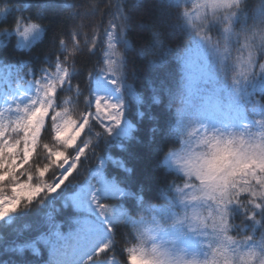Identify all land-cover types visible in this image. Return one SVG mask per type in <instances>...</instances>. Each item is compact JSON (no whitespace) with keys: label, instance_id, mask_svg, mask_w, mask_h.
Returning <instances> with one entry per match:
<instances>
[{"label":"snow or ice","instance_id":"snow-or-ice-1","mask_svg":"<svg viewBox=\"0 0 264 264\" xmlns=\"http://www.w3.org/2000/svg\"><path fill=\"white\" fill-rule=\"evenodd\" d=\"M57 6L73 10L70 28L44 22L41 9ZM33 7L34 0L0 4V47L15 37L14 47L28 54L15 63L0 60V225L10 227L57 201L82 215L69 232L50 223L47 234L17 250L26 247L39 255L37 245L43 243L49 250L47 264H171L189 250L206 256L213 238L220 236L235 244L231 251L264 248V168L258 165L209 175L189 161V153H176L172 163L165 161L176 173H168L175 178L167 185L164 203L146 205L138 198L141 209H151L150 224L102 202L124 192L99 167L77 184L69 180L83 163L81 157L87 159L86 149L98 146L91 140L76 143L92 131L93 103L99 119L101 104L114 101L106 105L113 109L108 134L124 122V96L132 95L125 82L128 54L136 53L128 38L133 28L147 33L148 48L136 53L141 58L165 47L162 32L168 42L177 36L188 40L175 57L182 105L175 115V134L191 125L189 146L197 140L219 143V136L226 135L229 146L239 140L242 158L264 160V0H35V13ZM50 33L49 50L33 63L32 52ZM100 53L102 59L89 67ZM73 145L69 163L66 150ZM181 162L186 166H173ZM50 170L51 182L45 178ZM69 189H75L73 195ZM160 218H170L171 228L161 225ZM121 229L126 232L122 242L117 240ZM233 235L246 239L237 242ZM130 240L135 246H128Z\"/></svg>","mask_w":264,"mask_h":264},{"label":"trees","instance_id":"trees-1","mask_svg":"<svg viewBox=\"0 0 264 264\" xmlns=\"http://www.w3.org/2000/svg\"><path fill=\"white\" fill-rule=\"evenodd\" d=\"M136 2L137 0H129L130 4ZM2 3L3 0H0V4ZM35 11L34 0L32 12ZM41 11L45 23H50L54 27L66 23L69 28L71 27L68 17L72 9L57 6L43 8ZM51 37L52 33L43 45L34 49L31 54L33 63L38 64L43 53L49 50ZM128 38L134 46H139L147 39V33L133 28ZM2 42L8 43V41ZM15 42L16 38L13 37L9 46L0 47V60L15 63L27 57V53L22 55V52L14 47ZM187 44V38L179 36L173 38L167 45L172 51L164 55L165 62L160 63V59L156 60L157 64L154 67H150L135 52L128 54V74L125 83L131 88L132 95L124 96V122L110 135L106 132L110 123L105 124L101 118L96 119L93 106L89 109L94 114L91 119L92 131L87 133L86 130L76 143L80 144L81 140H91L98 146L94 150L86 149L87 159L81 157L83 163H78L77 169L69 177L73 185L89 178L91 172L99 167L105 179L116 182L124 192L123 196L102 201L116 208L117 211L124 209L130 213H138L141 210L139 197H143L146 205L164 203L167 185L175 178V175L168 173L175 174L176 169L162 163L161 158L167 146L177 143L173 124L176 112L182 106L179 98L180 66L175 57L177 49L183 50ZM97 59H102V53L92 58L89 67ZM157 99L159 102H156ZM80 110H83L82 105ZM122 130H126L125 135H121ZM97 133L101 135L97 137ZM75 146L66 150V155H69L71 160L75 156ZM93 151L95 155H92ZM73 176L76 179H73ZM45 178L49 182L54 179L51 170ZM74 192L75 189H69L68 195H73ZM81 215L71 205L64 206L62 202L57 201L51 208H41L19 218L10 227L0 225V264H47L49 250L43 243L37 245L39 255L34 254L30 248L24 247L23 251L17 249L47 234L50 223L58 225L62 233L69 232L75 226L74 221ZM234 222L239 225L241 217L237 215ZM24 225L30 227L25 228ZM125 235V230L121 229L117 240L122 242Z\"/></svg>","mask_w":264,"mask_h":264},{"label":"clouds","instance_id":"clouds-1","mask_svg":"<svg viewBox=\"0 0 264 264\" xmlns=\"http://www.w3.org/2000/svg\"><path fill=\"white\" fill-rule=\"evenodd\" d=\"M150 35V34H149ZM164 40L165 47L153 48L149 54L142 57L149 64L150 61H156L162 58L166 54L168 40L166 34L162 32L160 37ZM215 42V41H214ZM149 46L148 41H143L139 46H134L136 53L141 50L147 49ZM221 46H223L221 44ZM236 55V52H233ZM234 75V73H233ZM192 130L191 125H187L182 133H176L177 143L167 146L164 150L161 162L165 163L167 160L172 163L175 160V154L179 152L189 153V161L194 162L199 165L203 170H205L209 175H224L226 172L240 171L246 168H251L254 165L264 168V160H255L252 158H242L239 154L242 151L239 140L236 144L231 146L225 143L227 136H219V143L210 142L207 140H197L194 141L191 146H189L186 141ZM209 135H218L214 133H209ZM235 135L239 136V130L235 132ZM176 168L186 166L185 162H181L173 165ZM205 216L208 215L207 212L204 213ZM134 218L144 222L145 224L153 223L151 209L150 207H145L141 209L138 213L134 214ZM159 223L166 228H171L172 220L160 218ZM209 231H212L211 222L209 221ZM234 241H243L246 239L244 236H232ZM259 239V237L257 238ZM135 241H129V247L135 246ZM170 246V245H169ZM149 252L148 255L151 256L150 247L147 245ZM235 248V244L229 245L227 241L223 240V237L213 238L211 247L206 249L207 255L203 253L199 255H194L191 250L188 253H180L173 259L171 264H264V248L259 246L248 249L240 247L237 251H231Z\"/></svg>","mask_w":264,"mask_h":264},{"label":"rangeland","instance_id":"rangeland-1","mask_svg":"<svg viewBox=\"0 0 264 264\" xmlns=\"http://www.w3.org/2000/svg\"><path fill=\"white\" fill-rule=\"evenodd\" d=\"M112 102H114V101H105L104 103H102L101 104V107H100V115L101 116H103L104 118H103V121H104V123L106 124L108 121H110L109 119H108V113L109 112H111V111H113V109H111L110 107H107L106 105H108V104H110V103H112ZM121 126H119L118 128H120ZM117 128V129H118Z\"/></svg>","mask_w":264,"mask_h":264}]
</instances>
